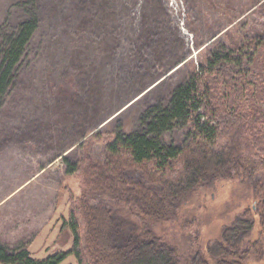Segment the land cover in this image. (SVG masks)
<instances>
[{
	"label": "rangeland",
	"instance_id": "1",
	"mask_svg": "<svg viewBox=\"0 0 264 264\" xmlns=\"http://www.w3.org/2000/svg\"><path fill=\"white\" fill-rule=\"evenodd\" d=\"M28 18L39 25L0 109V244L11 249L36 259L68 251L64 221L87 191L89 158L102 162L118 132L143 129L215 51L239 57L220 69L222 90L245 82L237 111L264 115V0H0V34ZM162 138L191 144L187 126ZM125 201L124 218L151 226L186 263L237 217L252 220L238 237L245 264H264V170L198 186L162 222L144 223L142 203ZM59 264L79 263L70 254Z\"/></svg>",
	"mask_w": 264,
	"mask_h": 264
},
{
	"label": "trees",
	"instance_id": "2",
	"mask_svg": "<svg viewBox=\"0 0 264 264\" xmlns=\"http://www.w3.org/2000/svg\"><path fill=\"white\" fill-rule=\"evenodd\" d=\"M38 25L36 18H28L16 30L0 34V109ZM237 60L225 50L215 51L206 67L174 88L164 107L147 113L143 129L118 132L107 143L102 162L89 158L84 165L89 196L85 193L76 200L64 221L73 233L68 251L36 259L27 246L11 249L0 244V264H59L70 254L79 264H209L207 256L215 264H245L250 249H241L238 237L250 231L252 220L237 217L225 226L220 240L186 263L178 248L151 226L137 230L122 214L126 199L140 201L144 223L162 222L198 186L264 170V115L250 109L237 111L236 99L246 94L245 82L232 93L222 90L221 66ZM245 77L243 73L238 80ZM258 78L264 90L263 76ZM177 126L188 127L189 146L164 142L163 134ZM77 167L72 164L70 170L76 172ZM95 193L100 198L90 197Z\"/></svg>",
	"mask_w": 264,
	"mask_h": 264
}]
</instances>
